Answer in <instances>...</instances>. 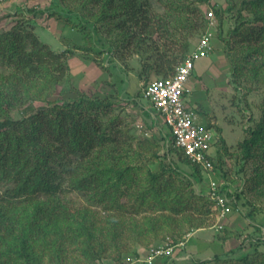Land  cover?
Returning a JSON list of instances; mask_svg holds the SVG:
<instances>
[{
  "label": "rangeland",
  "instance_id": "374dc122",
  "mask_svg": "<svg viewBox=\"0 0 264 264\" xmlns=\"http://www.w3.org/2000/svg\"><path fill=\"white\" fill-rule=\"evenodd\" d=\"M51 1L0 0V30L30 18L27 8L36 4L41 8L48 7ZM251 1L194 2L197 10L184 14L175 23L154 0L152 7L163 24L157 28L158 32L145 40L154 46L149 39L165 41L166 37L170 47L167 54L169 58L177 59L173 66L194 49L198 37L205 30L211 32L212 50L195 61L187 82L189 92L185 102L195 108L198 119L210 125L216 134L215 148L212 146L209 149L211 153L217 149V167L211 178L217 182L219 190L225 186L236 199V203L231 205L238 209L219 220L212 199L201 203L200 198H194L192 203L199 206V210L188 204L179 214L162 208L160 202L167 200L174 204L177 200L170 194L171 200L165 197L168 191L165 195L149 196V204L146 203L145 186L141 185L149 184L152 175H157L156 179L161 176L167 187L173 183L174 192L177 191V195L184 192V196H190L191 191L195 196L208 194V177L195 186H187L184 178L168 166L169 160L174 161L187 174L191 172L189 165L177 160L173 148L168 147L167 150L163 143V134L169 136L167 127L141 95L144 81L139 79L137 72L145 55L134 53L129 46L123 49L114 46L108 55L99 41L95 43L101 48L99 52L75 49V45L86 48L94 44L86 33L88 29L69 30L61 19L46 14L37 15L33 23L40 40L54 51L69 48L74 53L68 58L69 82L56 84L46 99L53 103L69 101L78 95L89 98L92 95L110 96L114 106L112 112L103 117V124L107 128L118 129V137L123 135V139L126 138L124 147L128 146L129 150L125 152L123 149L121 164L129 165L134 173L132 175L139 181L127 186L129 174L126 172L129 170L125 172L124 169L123 180H118L117 175V178L105 181L106 197L114 203L110 212L103 208V204L90 205L97 227L116 229L117 236L112 243L97 244L92 240L87 250L68 245L56 256L47 250L41 264H264V158L256 149L253 157L244 159L239 147L251 128L258 122L264 124V47L255 49L254 42L241 41L240 36L250 27L248 22H242L244 17H255ZM260 10L263 11L262 7ZM209 18H212V24H209ZM102 42L106 45L110 43L103 37ZM184 45L186 50L183 51ZM148 50L147 55L152 57L158 50L161 53L162 42ZM159 76L151 72L148 80ZM104 144L111 148L110 144L114 145V142L109 140ZM122 148L120 144L116 145L115 151ZM224 192L225 189L222 190ZM62 196L71 209L80 208L81 211L89 204L82 191L64 188ZM139 197H143L145 202L142 203ZM227 197L229 200L233 198ZM136 206L143 212L135 210ZM249 209L252 215L246 218L245 213ZM108 212L114 221L107 224L104 217ZM145 220L146 225L160 221L162 228L150 233V224L146 227ZM160 245L171 246V254L151 263L142 260L149 248Z\"/></svg>",
  "mask_w": 264,
  "mask_h": 264
},
{
  "label": "trees",
  "instance_id": "16d2710c",
  "mask_svg": "<svg viewBox=\"0 0 264 264\" xmlns=\"http://www.w3.org/2000/svg\"><path fill=\"white\" fill-rule=\"evenodd\" d=\"M153 1L52 0L48 7L41 8L36 4L27 8L30 18L0 30V264H41L47 250L56 256L68 245L87 250L92 240L97 244L112 243L117 236L116 229L105 230L101 225L97 227L90 205L103 204V208L110 212L114 203L106 197L105 181L117 175L118 180H123L124 169L125 172L129 170L126 172L129 174L127 186L139 182L132 175L131 167L121 164L123 149L125 152L129 150L128 146L124 147L126 138L123 139V135L118 137V129L107 128L103 124V117L113 110L110 96L92 95L89 98L78 95L69 101L53 103L46 99L56 84L69 82L68 58L74 53L69 48L54 51L42 42L34 30L33 21L36 22L37 15L46 14L61 19L66 29H88L86 33L94 44L86 48L75 45V49L99 52L101 48L95 44L99 41L108 55L114 46H118V49L129 46L134 53H143L145 58H142L137 72L139 79L144 81L143 89L149 81V73L159 77L168 76L180 62L172 66L177 59L169 58L167 52L170 47L166 37L165 41L149 39L154 46L145 41L163 24L152 7ZM156 1L160 3V8L165 9L170 21L178 23L184 14L197 10L194 2L204 3L208 0ZM251 3L255 17H244L242 20L243 23L248 22L250 27L245 34L240 33L241 41L254 42L255 49L263 48L264 0H252ZM102 37L110 43L106 45ZM160 42L163 51L159 53L158 50L153 57L147 55L148 49L156 48ZM182 50H186V45ZM206 126L212 129L210 125ZM109 140L114 142V145L110 144L111 148L104 144ZM215 142L216 139L213 148ZM119 144L123 148L116 152L115 147ZM168 147L175 150L177 160H182L191 168L187 174L174 161L167 163L172 171L184 178L185 185L195 186L205 179L206 174L199 165L190 162L179 149ZM239 147L244 159L253 157L256 149L264 158V124L258 122L251 128ZM215 151L208 152L214 171L217 167ZM89 158L92 159L87 161ZM156 177L152 175L149 184L141 185L145 186L143 192L147 204L149 196L165 195L168 191L165 197L171 200L176 196L177 200L174 204L167 200L160 202L162 208L179 214L188 204L199 210V206L192 203L194 198H200L201 203L210 199L208 194L195 196L193 191L190 196H184V192L177 195L178 192L175 193L172 188L173 183L167 187V182H163L161 176L159 179ZM64 188L82 191L88 197L89 204L81 211L80 208L71 209L62 196ZM224 189L225 194L233 197L225 186L220 191ZM233 198L230 199L232 205L236 203L235 196ZM139 199L145 202L143 197ZM139 206L135 210L143 212L138 209ZM109 212L104 217L107 224L114 221ZM245 215L246 218L251 217L250 209ZM146 221H143L145 225ZM159 222L147 223L146 227L150 224V233L162 228ZM103 236L105 241H102Z\"/></svg>",
  "mask_w": 264,
  "mask_h": 264
},
{
  "label": "built area",
  "instance_id": "2783aa9c",
  "mask_svg": "<svg viewBox=\"0 0 264 264\" xmlns=\"http://www.w3.org/2000/svg\"><path fill=\"white\" fill-rule=\"evenodd\" d=\"M212 22V18H209V24ZM210 36L211 32L205 30L198 37L194 49L184 56L171 74L154 78L146 83L142 89V96L148 100L150 108L160 116L167 127L169 136L163 134L165 146H172L182 151L184 156L190 162L199 165L208 177V195L218 211L217 220H219L238 208L231 206L227 195L219 190L217 182L211 178L214 167L208 158V152L216 139L214 131L202 123L195 109L185 102L189 92L187 82L195 61L207 56L212 50ZM218 226L222 227L221 224ZM169 254H171V246H155L147 250L142 260L151 263L154 259Z\"/></svg>",
  "mask_w": 264,
  "mask_h": 264
},
{
  "label": "clouds",
  "instance_id": "9594fccd",
  "mask_svg": "<svg viewBox=\"0 0 264 264\" xmlns=\"http://www.w3.org/2000/svg\"><path fill=\"white\" fill-rule=\"evenodd\" d=\"M164 143V142H163Z\"/></svg>",
  "mask_w": 264,
  "mask_h": 264
}]
</instances>
